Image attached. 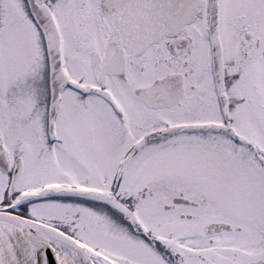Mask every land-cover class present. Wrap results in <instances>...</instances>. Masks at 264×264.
<instances>
[{"label":"snow or ice","instance_id":"1","mask_svg":"<svg viewBox=\"0 0 264 264\" xmlns=\"http://www.w3.org/2000/svg\"><path fill=\"white\" fill-rule=\"evenodd\" d=\"M0 264H264V0H0Z\"/></svg>","mask_w":264,"mask_h":264}]
</instances>
